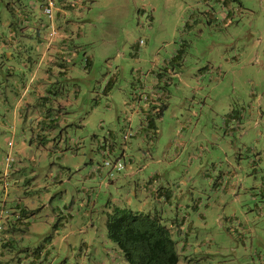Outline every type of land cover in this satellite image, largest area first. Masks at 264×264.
<instances>
[{"label":"rangeland","instance_id":"374dc122","mask_svg":"<svg viewBox=\"0 0 264 264\" xmlns=\"http://www.w3.org/2000/svg\"><path fill=\"white\" fill-rule=\"evenodd\" d=\"M56 2L58 0H54V8ZM88 2V6H78L81 10L76 9L77 14L73 12L74 16H71L80 34V40L77 42L83 47L76 61L78 65H87V72H83L77 80H71L73 84H68L70 89H76L77 86L79 89L76 114L68 116L65 125L57 128L56 140L44 141L45 143L36 140L32 142L33 152L27 155L22 171L29 181L37 185L19 195L33 201V214L41 213L42 220L37 222V226L42 235L31 234L28 237L30 241L23 244L26 248L18 250L15 247L10 260L4 264H19L20 258H25L28 250L35 251L37 246L46 243L47 239L56 233L60 225L58 219L52 220L51 210L54 206L62 207L64 203L60 198L64 193L67 195L68 205L74 204L70 212L74 220L69 219L66 228L73 231L91 228L90 223H85L81 217H77L86 208L91 209L94 242L109 248L111 255L100 257L92 254L91 250L82 254L79 249L75 251L69 247H48L50 256L46 261L42 259V263L128 264L118 245L106 239L105 229L106 214L113 205L111 200L118 199L119 193L124 192L128 186L122 176L125 167L120 171L113 170L111 176L105 174L107 167L102 166L95 169L93 176L85 174L92 165L90 158H93L95 168L105 160L98 152L101 149L97 151V148L99 141H103L108 127L117 126L116 139L120 143L126 141L122 138L125 131L136 132L139 122L126 124V129L121 130L131 112L126 105L130 102L136 104L141 100L145 102L144 97L150 94L152 80L163 78L162 82H157L158 87L167 88L169 91V100L172 103L168 115L174 113L180 119L177 130L189 126L185 122L189 117L192 125L196 126L193 135L187 133L186 136H193L197 141H183L186 145L189 142L192 144L187 147L189 154H202L204 150H201V147L205 148L206 139L213 141L216 138L219 146L222 138L229 143L222 144L220 150L234 154L237 152L238 143H232L231 140L238 139L239 135L236 131L232 134L229 129L232 127L229 120L231 115L247 112L255 115L254 120L264 115V0ZM42 6L44 12L45 0ZM42 11L39 16L42 19L45 16L47 18V14L44 13L43 16ZM55 13L52 10V16L56 19ZM152 14L154 17L150 18ZM138 48V59L130 60ZM170 51L176 53L177 58L174 61L169 58ZM84 56H90L91 62L86 63ZM182 57L185 59L179 61ZM172 68L176 75H171ZM160 96L162 94H157L156 97ZM173 102H177V105ZM66 112L71 114L73 109ZM224 118H228L227 126L223 125ZM251 127L253 133L249 136L250 144L262 148L264 140H256V134L264 130L263 124L255 122ZM166 132L169 133V130L166 129L164 133ZM184 132L185 130L182 134ZM6 135L8 137L2 138L3 148H7L2 154L5 166L8 164L5 156L10 148L7 139L12 137L15 142L20 140L19 134ZM152 141L148 138L143 145L142 150L147 153L139 155L136 163L139 166L136 169L151 161L163 160L165 153H170L169 150L164 153L167 142L163 144L162 140H159V143L152 144ZM58 145L59 150L66 152V159H62L60 152L55 150ZM181 145L177 140L171 146V151ZM130 149L132 152L138 151ZM215 149L219 152V147ZM128 153L130 152L127 151L126 155H129ZM116 155L107 157L113 159L117 158ZM80 158L83 163L79 167L77 165ZM121 160L127 161V157ZM174 163L177 167H173V170L181 177L187 164L184 163L183 157H179ZM149 170L150 168L146 167L138 173L146 174ZM248 172L245 174L244 194L253 197L248 198L249 200H254H247L244 207L247 214L253 217L251 214L257 211L256 202L264 210V155L261 160H256L254 168ZM99 173L105 178H101ZM7 179L9 181L11 178ZM19 179L21 180V176ZM133 182L131 181L132 184ZM199 185L201 183L196 184ZM83 188L88 189L87 193ZM40 193L42 200H36ZM88 200H94V205L92 206L91 202L87 204ZM43 204L48 205V215L42 212ZM63 215L67 216L64 209ZM61 221L66 222L64 218ZM238 246L235 251L236 260L232 258L235 254L230 250L225 255L217 256V260L213 259L215 264H248L240 261L242 247Z\"/></svg>","mask_w":264,"mask_h":264},{"label":"crops","instance_id":"0c3cea01","mask_svg":"<svg viewBox=\"0 0 264 264\" xmlns=\"http://www.w3.org/2000/svg\"><path fill=\"white\" fill-rule=\"evenodd\" d=\"M88 1L58 0L53 9L57 16L55 19L54 16L46 18L42 11L44 0H0V209L5 210L1 218L5 241L0 247V264L10 260L15 247L18 250L26 248L23 244L30 241L28 237L31 234L42 235L37 226V222L42 220L41 213L33 214V201L19 195L37 185L29 181L22 171L27 155L33 152L32 142L56 140L57 128L65 125L68 116L76 114L79 89L78 86L70 89L68 84H73L71 80H77L83 72H87V65H78L76 61L83 47L77 42L80 34L71 16H74L76 9L81 10L78 6H88ZM40 11L43 12L44 19L39 16ZM153 17V14L150 15V18ZM52 31L54 33L50 35ZM139 51L140 48L133 53L134 57L130 60H137ZM169 58L174 61L177 58L176 53L170 51ZM84 59L86 63L91 62L90 56H84ZM184 59L182 57L178 60ZM171 72V75L177 74L173 68ZM161 80L163 78L152 80L148 100L126 105L131 112L121 130L126 129V124L139 122L131 139L117 142V126L108 127L102 138L108 145L110 156L117 154L116 157H127L122 176L128 186L124 192L119 193L118 199L111 200L113 205L158 216L175 243L177 264H215L217 256L225 255L230 250L235 254L232 258L236 260L235 251L238 245L242 247L240 261L264 264V210L256 202L257 211L251 217L244 207L248 198H253L244 194L245 174L264 155V142L262 148L250 144L249 136L253 133L250 128L255 122L264 126V115L255 120V115L247 112L231 115L229 120L232 127L229 129L232 134L236 131L239 135L238 139L231 140L232 143H238L237 152L234 154L220 150L222 144H229L223 138L220 146L215 141L218 138L213 141L206 139L205 148L201 147L204 150L202 154H189L187 147L196 139L186 134L193 135L196 126L192 125L189 117L185 121L189 126L177 130L181 121L174 113L168 115L172 102L169 100L167 88L158 87L157 82ZM157 94L162 96L158 98ZM173 104L176 106L177 102ZM71 109L73 112L67 114L66 111ZM134 118L139 120L135 121ZM227 120L228 118L223 119V125L227 126ZM166 129L169 133H164ZM183 130L185 132L182 134ZM9 133L12 136L19 134L20 140L15 142L12 137L7 139V144L11 143L8 154L13 157V161L5 175L6 166L2 154L7 148H3L2 138L8 137L6 134ZM148 138L153 140L152 144L159 143V140L163 144L167 142L164 153L168 150L170 153H165L163 160L157 159L136 169L139 166L136 164L139 155L147 153L142 148ZM177 140L182 145L178 147L179 150L177 148L172 152L171 146ZM186 140L191 142L186 145L183 142ZM256 140H264V130L256 134ZM216 147H219V152ZM58 148L59 145L55 150L60 152V157L66 159V152ZM130 148L138 151L132 152ZM99 149L98 144L97 151ZM127 151L130 152L129 155H126ZM98 152L103 155L101 151ZM179 157H183L187 164L181 177L173 170V167H177L174 162ZM82 160H78L77 166L80 167ZM89 161L92 165L86 170L85 176H93L95 173L93 158ZM146 167L150 168L148 173H138ZM99 174L101 178H105ZM105 174L111 176L112 172L106 170ZM7 178L11 179L8 181ZM131 181H134L133 184ZM197 183L201 185L196 186ZM104 184L107 185V182L104 181ZM87 190L83 188L86 193ZM36 197V200H42L41 193ZM60 200L64 203L62 207L54 206L51 210L52 220L58 219L60 225L56 233L46 243L37 246L35 251L28 250L25 258H20L19 264H43L42 259L46 261L51 253L48 247H69L75 251L79 249L82 254L91 250L92 254L100 257L111 255L109 248L94 242L91 209L86 208L77 216L85 223H90L91 228L73 231L66 228L69 219L74 220L70 213L73 203L68 205L66 193L61 195ZM90 202L93 206L94 200H88L87 204ZM43 206L42 212L45 214L48 205ZM63 209L67 216L63 215ZM62 218L66 222L62 223Z\"/></svg>","mask_w":264,"mask_h":264},{"label":"trees","instance_id":"16d2710c","mask_svg":"<svg viewBox=\"0 0 264 264\" xmlns=\"http://www.w3.org/2000/svg\"><path fill=\"white\" fill-rule=\"evenodd\" d=\"M99 148L105 158L110 156L104 140H100ZM98 165L95 169L102 166ZM105 229L107 239L118 245L128 264L178 263L175 243L168 228L156 215L112 205L106 214Z\"/></svg>","mask_w":264,"mask_h":264},{"label":"built area","instance_id":"2783aa9c","mask_svg":"<svg viewBox=\"0 0 264 264\" xmlns=\"http://www.w3.org/2000/svg\"><path fill=\"white\" fill-rule=\"evenodd\" d=\"M53 8H54V0H45L44 13L47 14L48 18H51ZM53 33H54V31H52L50 33V35ZM149 98H150V94H146L144 97V100L146 101ZM134 135H135V132L128 130V131H125L123 133L122 138L127 141L131 137H133ZM8 144L11 145L10 142H8ZM12 161H13V157L11 155H7L6 156V162L8 164H6V168L4 170L5 175L7 174V168L12 163ZM101 165H102V167H107V169L115 170V171H120L124 168V162L121 160V157H117V158H113V159L106 157ZM4 212H5L4 209H0V247H1V243L5 241L4 235L2 233V222H1V218H2Z\"/></svg>","mask_w":264,"mask_h":264}]
</instances>
